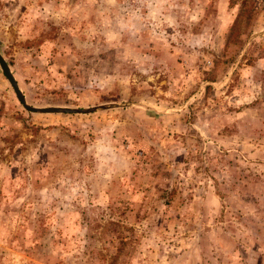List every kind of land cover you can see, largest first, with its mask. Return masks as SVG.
I'll list each match as a JSON object with an SVG mask.
<instances>
[{
    "label": "rangeland",
    "instance_id": "rangeland-1",
    "mask_svg": "<svg viewBox=\"0 0 264 264\" xmlns=\"http://www.w3.org/2000/svg\"><path fill=\"white\" fill-rule=\"evenodd\" d=\"M0 56L73 109L0 67V264H264V0H0Z\"/></svg>",
    "mask_w": 264,
    "mask_h": 264
},
{
    "label": "trees",
    "instance_id": "trees-1",
    "mask_svg": "<svg viewBox=\"0 0 264 264\" xmlns=\"http://www.w3.org/2000/svg\"><path fill=\"white\" fill-rule=\"evenodd\" d=\"M239 23V22H238ZM237 23V19L236 21H234V23L232 24L231 28L234 29L235 26L238 25ZM113 226H116V223L115 222H107V225H106V235H107V241L110 242V245L109 246H112V245H116L115 247V251L113 252V254L111 255H108V254H104L102 257L105 261V264H115V262L117 261L118 259V256L120 254V251H122L124 245L127 243V242H124L122 240V236L120 234V231L121 229L119 230L117 236H115V240H112V231H113ZM119 228H122L124 226H118ZM105 233V231H104ZM114 239V238H113Z\"/></svg>",
    "mask_w": 264,
    "mask_h": 264
},
{
    "label": "water",
    "instance_id": "water-1",
    "mask_svg": "<svg viewBox=\"0 0 264 264\" xmlns=\"http://www.w3.org/2000/svg\"><path fill=\"white\" fill-rule=\"evenodd\" d=\"M0 67L2 69V71L4 72V74L6 75L8 81L10 82L13 91L16 95V98L18 99V101L23 104L29 111H36V112H47V111H56V112H71L73 111V109L71 108H58V107H47V108H33V107H28L26 106V104L24 103V100L22 98V96L20 95V92L18 91V88L16 86V83L12 77V75L9 72L8 66L6 65V63L4 62L3 58L0 56Z\"/></svg>",
    "mask_w": 264,
    "mask_h": 264
}]
</instances>
